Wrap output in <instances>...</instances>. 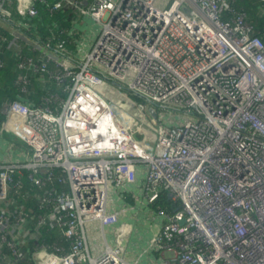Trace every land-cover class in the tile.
I'll list each match as a JSON object with an SVG mask.
<instances>
[{
  "label": "built area",
  "instance_id": "2783aa9c",
  "mask_svg": "<svg viewBox=\"0 0 264 264\" xmlns=\"http://www.w3.org/2000/svg\"><path fill=\"white\" fill-rule=\"evenodd\" d=\"M233 1L172 0L162 9L158 0H0V29L11 44L25 40L42 13L70 9L80 25L88 17L97 26L85 58L88 36L77 31L70 34L85 44L76 42L77 56L66 57L65 41L41 48L56 68L50 76L60 84L71 79L65 99L52 94L38 106L0 98V203L7 205L0 240L17 262L10 228L20 233L35 219L62 232L56 242L37 244L36 264H139L120 248L93 257L85 224L118 222L106 212L110 185L135 183L142 163L148 203L163 192L172 200V211L157 207L168 222L150 242L166 254L162 264H264V42ZM9 42L0 33V47ZM18 67L47 71L33 57ZM105 81L127 83L143 102H128L129 110L111 103ZM30 83L14 82L23 95ZM146 103L195 119H151ZM6 131L29 147V157H11ZM27 184L43 191L35 216L9 202L25 196Z\"/></svg>",
  "mask_w": 264,
  "mask_h": 264
},
{
  "label": "trees",
  "instance_id": "16d2710c",
  "mask_svg": "<svg viewBox=\"0 0 264 264\" xmlns=\"http://www.w3.org/2000/svg\"><path fill=\"white\" fill-rule=\"evenodd\" d=\"M14 1V0H13ZM232 7L238 11H242L247 15V20L254 28L255 35L262 38L264 42V3L260 0H234ZM13 13L14 20H20L21 16L17 13L16 5L13 3L10 6ZM232 14L227 13L224 15L225 20H230ZM79 21L74 11L67 9L54 16H48L42 13L38 20L29 23L30 31L26 32V38L23 41L13 42L4 29H0V33L8 36L9 43H5L0 47V59L4 65L0 70V98L4 100L18 99L28 105L44 106L42 98L52 94L58 95L61 98L66 97V92L63 88L67 84H71V79L66 78L61 84L54 80L49 72L54 71L56 68L53 63L47 61V56L41 50L47 43L51 47H55L65 41V48L67 58L70 56H77L76 42L78 35H71L75 31V27H79ZM64 31V33H62ZM34 33V34H33ZM31 43V44H30ZM36 46L38 49L33 50L32 47ZM33 57L39 63H46L47 71L34 72L32 69L21 70L18 64L21 60ZM63 57V56H62ZM20 77H28L31 80L29 86V93L20 94L14 82ZM136 98H139L136 96ZM53 107H58L55 104H49ZM25 196L11 197L9 202L19 209H24L30 215L35 216L39 214L36 211V196H40L43 191L39 190L36 186L27 184L25 186ZM154 207H159L168 211H172V200L165 192L161 193L158 200L152 204ZM5 203H0V210L6 209ZM29 234L32 235L33 251L37 244L53 243L60 240L62 232L59 229L37 227L33 220H29L25 224ZM23 255L21 256V258ZM22 260V259H21Z\"/></svg>",
  "mask_w": 264,
  "mask_h": 264
},
{
  "label": "crops",
  "instance_id": "0c3cea01",
  "mask_svg": "<svg viewBox=\"0 0 264 264\" xmlns=\"http://www.w3.org/2000/svg\"><path fill=\"white\" fill-rule=\"evenodd\" d=\"M86 21L92 23V20L88 17H82L80 20L81 25H79L78 28L83 26L88 28V31L95 32L96 30L94 28L88 27L90 25L86 24ZM91 39H93V42L97 39L94 33ZM0 156L4 157L3 155ZM145 181V168L137 166V180L135 183L126 186H113V191L109 192L106 212L116 213L118 215V222L115 225L103 226L100 221L96 220L89 223L87 229L85 228L87 244L93 255L99 256L107 248H115L116 246L120 248L121 246H125L124 254L123 250H121L122 257L125 260L128 259L127 261L129 262L141 264L143 260H146L147 264L163 263L166 254L164 252H158L150 247L151 240L159 233L161 227L160 223L153 225V235H151L149 240L144 237L140 239L134 238L131 235L133 229L136 227V223L142 224L143 222L141 210L145 209V203L150 207H154L149 204L144 197L143 188ZM27 232L28 230L25 227L20 233H15L14 229L10 228V236H14L21 256L23 255V257L22 260L17 262L16 257L7 247L1 244L0 240V264H36L33 258V253L35 251V249L33 251V238L32 235Z\"/></svg>",
  "mask_w": 264,
  "mask_h": 264
},
{
  "label": "rangeland",
  "instance_id": "374dc122",
  "mask_svg": "<svg viewBox=\"0 0 264 264\" xmlns=\"http://www.w3.org/2000/svg\"><path fill=\"white\" fill-rule=\"evenodd\" d=\"M172 0H158L157 2V6L159 8H167L169 7V5L171 4ZM86 24H89L90 28H94L95 30H97V26L93 25V23H90L88 21H86ZM75 31H77L78 34H80L81 37H83V35L85 37L88 36V39H86V49L85 51L82 53L83 58H85L87 56V54L91 51V48L93 46V39H91L93 37V31H88V28L81 26V28H78L77 26L75 27ZM85 37L83 39H85ZM78 43L80 45H82V40H78ZM83 46H85V44L83 43ZM79 52V51H78ZM77 52V53H78ZM126 84L124 83V85L122 83H116L114 84V82L111 81H105L104 84V93L106 94V98L111 102L116 104L119 107L124 108L125 110H129V106H134V108H137L138 103L143 102L142 99L140 98H136L133 97L132 93L128 92L126 90ZM131 100H130V99ZM128 102H131L132 105H129ZM147 104V116L151 119H153V116L151 115V110H155L157 118L159 120H165L167 122V124H176L179 121L180 122H184L185 120L188 119H195V117L192 116H184L183 113L179 110V109H169L167 107H163V106H153L150 103H146ZM144 126L146 128H148V124H144ZM136 137L139 139H144L145 136L143 134H136ZM5 140H7L8 144H9V148L13 151L12 152V158H19V157H23L24 155H26L27 157H29V147L23 143V141H21L19 138H17L16 136L13 135V133L6 131L5 132ZM8 144L7 146L4 148L3 152L5 154V151H7L8 149ZM138 167H145V164H138ZM113 184L110 185L109 188V192L113 191ZM145 209L141 210L142 214H143V222L142 224L140 223H136V227L135 229H133L131 235L134 238H145L147 240L150 239L151 235H153V225H157L158 223L162 224H166L167 218L166 217H159L158 214V210L157 207H150L147 203H145L144 206ZM164 218V219H163ZM135 220V218H134ZM93 221H89L86 222L85 224V228L87 229V225L89 223H91ZM141 246V244H140ZM120 247V246H119ZM124 247L125 246H121V250H123V254H124ZM117 248V246L115 247ZM135 253V252H134ZM92 254V253H91ZM138 255V254H136ZM93 257H97L95 255L92 254ZM126 257V256H125ZM127 259V257H126ZM128 260V259H127ZM141 264H147L146 260H143L141 262Z\"/></svg>",
  "mask_w": 264,
  "mask_h": 264
},
{
  "label": "water",
  "instance_id": "95a60500",
  "mask_svg": "<svg viewBox=\"0 0 264 264\" xmlns=\"http://www.w3.org/2000/svg\"><path fill=\"white\" fill-rule=\"evenodd\" d=\"M151 114L153 115L154 118H157L156 112L154 110H151ZM182 223H184V221Z\"/></svg>",
  "mask_w": 264,
  "mask_h": 264
},
{
  "label": "clouds",
  "instance_id": "9594fccd",
  "mask_svg": "<svg viewBox=\"0 0 264 264\" xmlns=\"http://www.w3.org/2000/svg\"><path fill=\"white\" fill-rule=\"evenodd\" d=\"M153 116V115H152ZM169 198H170V196H169ZM170 200H171V198H170Z\"/></svg>",
  "mask_w": 264,
  "mask_h": 264
}]
</instances>
